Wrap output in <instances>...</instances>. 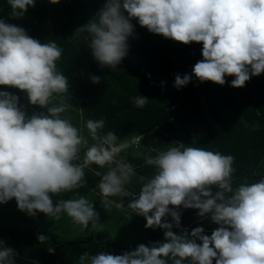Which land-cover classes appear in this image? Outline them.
Masks as SVG:
<instances>
[{
	"label": "clouds",
	"instance_id": "9594fccd",
	"mask_svg": "<svg viewBox=\"0 0 264 264\" xmlns=\"http://www.w3.org/2000/svg\"><path fill=\"white\" fill-rule=\"evenodd\" d=\"M7 3L11 16L19 19L36 0ZM134 19L150 33L185 45L202 43L203 59L192 70L201 83L223 86L225 76H234L230 86L241 88L251 76L264 73V0H107L95 18L79 28L101 68L116 70L127 56ZM62 53L55 41L42 44L24 28L0 19V86L24 91L31 105L47 109L29 117L17 95L0 91V204L15 198L18 209L31 217L43 213L59 220L66 214L81 231L90 224L94 230L99 214L92 202L80 196L54 205L52 196L85 187V169L97 165L108 169L99 182L105 210L124 207L111 197H131L128 209L146 219V229L164 230V240L119 255L85 252L79 264H264V177L233 187V155L170 146L152 149L156 155H147L145 164L155 169L153 176L140 178L138 194L129 191L135 167L117 157L141 151L144 137H101L105 121L89 119L86 127L97 143L88 146L80 129L62 117L67 106L52 104L55 96L69 92V80L57 70ZM91 79L100 83L99 76ZM191 80V75L178 74L173 86L179 90ZM148 102L143 95L133 99L138 108ZM135 137L137 148L117 146ZM181 208L198 210V217L210 215L218 227L211 235L204 227L189 235L181 227ZM174 226L181 231L174 232ZM37 239L46 242L49 237ZM47 250L55 253L52 246ZM14 252L0 247V264H14Z\"/></svg>",
	"mask_w": 264,
	"mask_h": 264
},
{
	"label": "trees",
	"instance_id": "16d2710c",
	"mask_svg": "<svg viewBox=\"0 0 264 264\" xmlns=\"http://www.w3.org/2000/svg\"><path fill=\"white\" fill-rule=\"evenodd\" d=\"M106 3L107 0H60L53 5L49 0H36L35 7H29L25 16L17 19L11 16L7 0H0V19L24 28L42 44L55 41L63 49L57 70L69 80L66 97L77 109L73 124L80 129L88 146L97 143L86 127L89 119L105 121L101 137L108 133H114L118 140L133 135L144 137L141 150L146 144L142 153L118 155L135 167L137 179L133 180V186L136 187L129 188L134 194L140 191L143 182L140 178H151L155 171L145 164V157L156 155L152 149L165 151L170 146L200 147L233 155V187L264 177V73L251 76L241 88L230 86L234 76H225L223 86L211 81L201 83L192 70L203 59L202 43L185 45L150 33L135 19L131 21L134 33L128 39L127 56L116 70L101 68L79 28L90 23ZM178 74L192 76L189 84L179 90L173 86ZM93 76L100 77L99 84L92 82ZM139 95L149 99L144 108L133 103ZM17 96L23 105L22 97ZM87 172L92 180L85 179L86 183L95 187L101 175H95L91 169ZM217 190L213 186V193ZM130 199L128 197L124 207L116 212L119 216L139 217L128 209ZM178 210L182 213L181 227L189 235L196 227H204L207 235L218 227L211 222L210 215L198 217L196 209ZM3 217L0 216V220ZM103 219L109 220V214ZM167 220L172 222L171 217ZM23 223V228L0 223V247L13 248L14 264H79V257L85 252L119 255L135 250L140 244L151 247L164 240V230L158 228L152 229L142 241H127L124 236L130 223L124 226L123 237L100 229L85 237L61 241L51 232L31 227L29 221ZM173 231L181 229L174 226ZM39 235H46L49 240L39 242ZM49 246L55 248L54 254L48 252Z\"/></svg>",
	"mask_w": 264,
	"mask_h": 264
},
{
	"label": "rangeland",
	"instance_id": "374dc122",
	"mask_svg": "<svg viewBox=\"0 0 264 264\" xmlns=\"http://www.w3.org/2000/svg\"><path fill=\"white\" fill-rule=\"evenodd\" d=\"M0 91H8L14 95H17V94L20 95L23 99V105H20V106L26 111L27 115H33L35 112L36 114H39L41 112H44V113L47 112L46 108H40L38 106L31 105L29 103L27 94L24 91H21L19 89L12 88L9 86H0ZM66 96H67L66 94L55 96L52 100V104L57 105V106L60 104L66 105L67 109L61 115L63 118L69 119L71 123L73 124V122H75V119H76L75 112H77V109L74 108V105H72V102L67 100ZM145 144L146 142L142 145L141 153L145 149ZM88 169H91L95 175L97 174V172L103 175L108 170L107 168L101 169L97 167L96 165H92L90 168L85 169V177H86L85 179L87 180H92V175L87 172ZM100 171L104 173H101ZM135 179H137V177L133 178V180ZM134 184H135V181H132L131 184L126 186L127 189L128 190L129 188L135 189L136 186H133ZM80 190L85 191L82 197H85L90 202H92L95 206L96 212L99 214V224L94 230L91 229V224H90L89 229L81 231L80 226L75 225L72 219L68 217L66 214H63L59 220H56L55 218H52V217L47 218L43 213H38L36 217H31L27 213L22 212L18 209V205H17L15 198H13L11 201H9L6 204H0V216H4L0 220V223L4 225H15V226L17 225L18 227L23 228L24 226L23 222L29 221L31 223V227L33 228L35 227L39 230L51 232L57 235L58 239L61 241L77 239L79 237H85L91 233L99 231L100 229H108V231L113 236L118 235V236L123 237L122 230H124L123 229L124 226L129 225L130 223H132V225L131 227H128L127 233L124 236V239H126L127 241L134 242V243L140 240L142 241L144 237H146L148 233L152 231V229L145 228L146 219L142 216L137 217L138 219L135 217L133 219L130 217L123 218L122 216H119L116 213L120 211V209L116 207H113L109 212L106 211L102 204V195H100L97 191H95L91 183L86 184V186L83 187V189L81 188ZM96 190L99 191V185H97ZM78 198L79 196L77 194H73L71 192L52 196L54 205L59 200L78 199ZM112 198L114 199V201H116L115 199H118L117 197H112ZM108 214H109L110 219L104 220L103 217L107 216ZM125 221H126V224H125ZM104 224L106 225L104 226ZM120 224H125V225H120ZM111 225L113 226L110 227Z\"/></svg>",
	"mask_w": 264,
	"mask_h": 264
},
{
	"label": "crops",
	"instance_id": "0c3cea01",
	"mask_svg": "<svg viewBox=\"0 0 264 264\" xmlns=\"http://www.w3.org/2000/svg\"><path fill=\"white\" fill-rule=\"evenodd\" d=\"M124 153H126V151H124L123 153H121V154H124ZM128 153H130V152H127V154ZM131 154V153H130ZM117 159H119V157H117ZM97 166V165H96ZM97 167H99V166H97ZM101 177H102V175H101ZM100 180H101V178H100ZM100 182V181H99ZM99 182H97L96 184L97 185H99L98 183ZM87 184V183H86ZM97 185L95 186V187H93L94 189H95V191H97L100 195H102L98 190H96V188H97ZM91 187V186H90ZM92 188V187H91ZM83 189V188H82ZM85 190V189H84ZM84 190H80V189H78V190H75V191H73V192H71V193H73V194H77L79 197L81 196H83V193H85V191ZM118 199H115L116 200V202L117 203H120V202H123L124 203V201L128 198H121V197H117ZM110 199H112V200H114L112 197L110 198Z\"/></svg>",
	"mask_w": 264,
	"mask_h": 264
},
{
	"label": "built area",
	"instance_id": "2783aa9c",
	"mask_svg": "<svg viewBox=\"0 0 264 264\" xmlns=\"http://www.w3.org/2000/svg\"><path fill=\"white\" fill-rule=\"evenodd\" d=\"M138 143H139V137H135V138H131L127 141H124V142H122V144L117 145V146H122L121 149L126 148V147H131V146H133V148H137Z\"/></svg>",
	"mask_w": 264,
	"mask_h": 264
}]
</instances>
